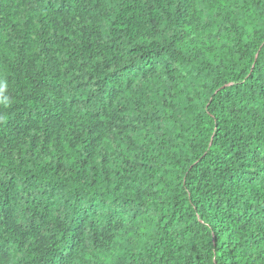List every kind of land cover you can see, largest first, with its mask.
<instances>
[{
    "label": "trees",
    "instance_id": "obj_1",
    "mask_svg": "<svg viewBox=\"0 0 264 264\" xmlns=\"http://www.w3.org/2000/svg\"><path fill=\"white\" fill-rule=\"evenodd\" d=\"M0 264H264V0H0Z\"/></svg>",
    "mask_w": 264,
    "mask_h": 264
}]
</instances>
